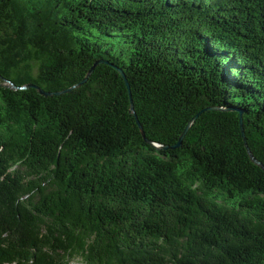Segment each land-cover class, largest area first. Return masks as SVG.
<instances>
[{
  "label": "trees",
  "instance_id": "trees-1",
  "mask_svg": "<svg viewBox=\"0 0 264 264\" xmlns=\"http://www.w3.org/2000/svg\"><path fill=\"white\" fill-rule=\"evenodd\" d=\"M241 119L264 162V0H0V264H264Z\"/></svg>",
  "mask_w": 264,
  "mask_h": 264
},
{
  "label": "water",
  "instance_id": "water-1",
  "mask_svg": "<svg viewBox=\"0 0 264 264\" xmlns=\"http://www.w3.org/2000/svg\"><path fill=\"white\" fill-rule=\"evenodd\" d=\"M101 62H105L104 59H97L94 64L91 66V68L88 70V72L86 73V75L83 77L82 80H80L79 82L73 84L72 86L68 87V88H65V89H62V90H58V91H46L44 88H42L41 86H39L38 84L34 83V82H29V83H26V84H23V85H18L16 84L14 81H12L11 79L9 78H6L4 76H1L3 81H4V85L10 87V88H13V89H24V88H29V87H36L38 88V90L40 91L41 94H45V95H58V94H62V93H65V92H68L70 91L72 88L74 87H77L83 83H85L90 75L94 72L96 66L101 63ZM108 62V61H106ZM112 65H114L122 74L126 84H127V87L129 89V94H130V111L134 114L135 118H136V121H137V124L139 125L140 129H141V132L145 138V140L152 144L153 146H155L156 148H169V147H178L182 144V140L184 138V136L186 135L187 131L189 130V128L191 127V125L194 123V121L196 120V118L198 117L199 113L194 115L190 120L189 122L187 123L184 131L182 132V134L180 135V138H179V141L176 143V144H173V145H165V144H161V143H158V142H155V141H152L150 140L147 136H146V133H145V130L141 124V121L139 120L138 118V115L135 111V107H134V102H133V97H132V92H131V89H130V83L128 81V78L125 74V71L122 67H119L118 65H115L114 63H111ZM211 108H219V107H211ZM241 124H242V119H241ZM242 133H243V139H244V143H245V147L247 149V152L248 154L250 155L251 159L253 160V162H255L256 164L260 165L262 167V169L264 170V162L261 161L259 158H257V156H255V154L253 153L248 141H247V138H246V135H245V131H244V127H243V124H242Z\"/></svg>",
  "mask_w": 264,
  "mask_h": 264
}]
</instances>
